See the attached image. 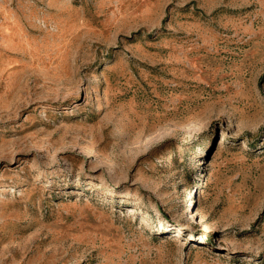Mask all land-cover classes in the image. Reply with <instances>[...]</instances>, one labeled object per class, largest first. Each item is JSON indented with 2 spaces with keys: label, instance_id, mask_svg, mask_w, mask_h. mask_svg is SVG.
Masks as SVG:
<instances>
[{
  "label": "rangeland",
  "instance_id": "rangeland-1",
  "mask_svg": "<svg viewBox=\"0 0 264 264\" xmlns=\"http://www.w3.org/2000/svg\"><path fill=\"white\" fill-rule=\"evenodd\" d=\"M0 264H264V0H0Z\"/></svg>",
  "mask_w": 264,
  "mask_h": 264
},
{
  "label": "bare ground",
  "instance_id": "bare-ground-1",
  "mask_svg": "<svg viewBox=\"0 0 264 264\" xmlns=\"http://www.w3.org/2000/svg\"><path fill=\"white\" fill-rule=\"evenodd\" d=\"M110 195H111V197H113V194L112 193Z\"/></svg>",
  "mask_w": 264,
  "mask_h": 264
}]
</instances>
